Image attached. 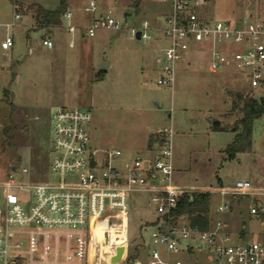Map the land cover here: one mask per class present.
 <instances>
[{"label":"rangeland","instance_id":"rangeland-1","mask_svg":"<svg viewBox=\"0 0 264 264\" xmlns=\"http://www.w3.org/2000/svg\"><path fill=\"white\" fill-rule=\"evenodd\" d=\"M60 1L0 0V184L11 171L25 183L48 178L54 156L51 117L58 107L91 112L89 148L119 150L121 155L111 161L118 168L136 157L146 158L150 135L171 129L175 185L218 190L233 187L238 180H264V115L254 122L251 151L232 157L225 152L236 134L230 93L260 97L264 89L252 90L235 71H210L207 51H190L192 63L179 64L173 89L157 85L154 58L167 44L159 29L165 25L170 0H141L138 12L134 0H67L68 11L73 13L70 19L63 17L62 26L52 29L37 28L29 5L57 9ZM91 1L97 6L94 12L85 9ZM202 11L213 20L264 22V0H207ZM16 13L21 18L8 27ZM94 13H110L122 28H99L94 36L88 35ZM144 20L153 29L148 43L133 34ZM69 25L76 28L71 30ZM7 35L13 36L14 46L4 50L1 41ZM47 36L52 47L43 44ZM106 64L108 71L93 80ZM212 119L220 124L214 126ZM24 167L29 174H21ZM211 195L212 219L226 223L235 241L240 240L239 234L243 240L264 241V213L250 212L252 206L264 205V196ZM3 199L0 187V203ZM221 204L230 208L218 212ZM158 223H162L160 215L148 195L133 193L125 221L109 218L94 225L96 244L89 248V264H123L133 254L148 264L152 232ZM119 247L124 248L123 258L113 263ZM195 253L197 260L190 252L171 254V258L184 264H211L203 247Z\"/></svg>","mask_w":264,"mask_h":264},{"label":"built area","instance_id":"built-area-1","mask_svg":"<svg viewBox=\"0 0 264 264\" xmlns=\"http://www.w3.org/2000/svg\"><path fill=\"white\" fill-rule=\"evenodd\" d=\"M205 1L170 0L165 25L159 29L167 44L154 59L157 85L173 89L179 64L192 63L190 51H207L210 71L232 70L241 74L252 90L264 89V22L213 20L203 14ZM85 9L96 11V3L91 1ZM72 16L68 10L63 14L68 19ZM20 18L16 13L7 26L14 27ZM99 28L120 30L122 24L108 13L94 18L87 34L94 36ZM138 32L144 43L152 39L153 29L147 20L133 30L134 36ZM43 44L53 46L50 39H44ZM13 46L12 35L1 41L4 50ZM91 120L88 110L56 108L51 117L54 156L48 178L25 183L11 171L0 184L4 190L0 203V264H89V248L96 244L94 225L109 218L125 221L131 195L136 192L148 195L160 218L171 214L182 196L194 192L254 199L264 196V185L257 186L250 180H238L233 187L218 190L175 185L171 129L158 131L162 139L156 143L150 162L136 157L118 168L111 161L121 155L119 150L89 148L87 127ZM29 173L27 167L21 170L22 175ZM229 208L221 204L217 211ZM250 212L262 214L264 205L252 206ZM238 238L234 240L221 219L206 230L187 221H162L152 232L148 264H184L171 258V254L183 252L194 253L197 260L195 251L202 247L211 264H264V241L243 240V234ZM135 264L142 263L136 259Z\"/></svg>","mask_w":264,"mask_h":264},{"label":"trees","instance_id":"trees-1","mask_svg":"<svg viewBox=\"0 0 264 264\" xmlns=\"http://www.w3.org/2000/svg\"><path fill=\"white\" fill-rule=\"evenodd\" d=\"M140 1L134 0V7L137 12L139 11ZM29 10L32 11L31 15L37 28L52 29L62 26L63 14L68 10V3L67 0H61L57 9H47L41 4H31ZM103 73L104 70L100 69L93 80L101 79ZM8 94L9 91L6 89L4 96L8 97ZM230 95L233 97L230 113L235 116L233 126L236 134L234 140L226 147L225 152L229 157H232L236 153L252 150L254 122L264 115V95L257 97L255 94H245L243 92L230 93ZM11 106L14 110L13 103H11ZM3 131L7 132V127ZM161 139L160 134H151L148 141L150 148ZM211 204V193L194 192L185 194L180 198L174 211L169 215H164L161 219L166 224H177L182 218H185L189 225L206 230L213 222ZM191 254L194 258V253L191 252ZM138 256L136 254L128 256L123 264L134 261Z\"/></svg>","mask_w":264,"mask_h":264},{"label":"crops","instance_id":"crops-1","mask_svg":"<svg viewBox=\"0 0 264 264\" xmlns=\"http://www.w3.org/2000/svg\"><path fill=\"white\" fill-rule=\"evenodd\" d=\"M169 13V12H168ZM100 16L101 15H103V14H99ZM98 16V15H97ZM96 16V13H94L93 14V16H92V20L91 21H93L94 20V18H96L97 17ZM99 17V16H98ZM33 18V17H32ZM34 20V19H33ZM81 28V27H80ZM50 32L52 31V30H49ZM161 35V34H160ZM164 37L161 35V39H163ZM45 39H50L51 40V38L49 37V36H47ZM156 39H158V38H156ZM167 43V42H166ZM155 59V58H154ZM149 65H151V64H149ZM102 69V68H101ZM108 70H105L104 72H107ZM159 130H157L156 132H158ZM149 141V140H148ZM155 146H156V143L154 144V146H153V148H147V152H148V155H147V157L146 158H143L144 159V161L145 162H150V159H152V157H153V153H154V148H155ZM255 185H257V186H262V185H264V180H256V181H254L253 182ZM231 211H233V209L231 210ZM181 222H186V219L185 218H182L181 220H180ZM215 220L213 219V222H214ZM193 257H195V256H193Z\"/></svg>","mask_w":264,"mask_h":264},{"label":"water","instance_id":"water-1","mask_svg":"<svg viewBox=\"0 0 264 264\" xmlns=\"http://www.w3.org/2000/svg\"><path fill=\"white\" fill-rule=\"evenodd\" d=\"M206 1H207V0H206ZM128 15H129V14H127V13L124 15V20H125V21H126ZM136 38H137V39L140 38V32H138V33L136 34ZM107 66H108L107 64L104 65V66L102 67V69H103L104 71L107 70ZM212 124H213L214 126H217V125L220 124V122H219L217 119H212ZM232 130L235 131V127H234V126L232 127ZM51 150H53V148H51ZM123 254H124V248H123V247H119V248L117 249V251H116V255L112 257L111 261H112L113 263H118L119 261L122 260V258H123ZM194 258H195V257H194Z\"/></svg>","mask_w":264,"mask_h":264}]
</instances>
